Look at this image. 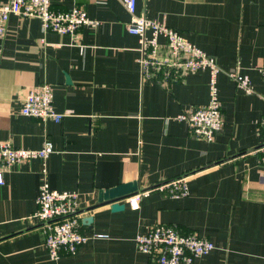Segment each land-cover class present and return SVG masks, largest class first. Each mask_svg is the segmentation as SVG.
Returning <instances> with one entry per match:
<instances>
[{
    "label": "crops",
    "instance_id": "1",
    "mask_svg": "<svg viewBox=\"0 0 264 264\" xmlns=\"http://www.w3.org/2000/svg\"><path fill=\"white\" fill-rule=\"evenodd\" d=\"M50 1L54 8L80 7L98 25L72 36L44 34L38 19L11 16L0 39V141L23 149H39L44 141L52 146L45 159L4 173L0 264H157L135 242L156 224L213 243L194 264H264V169L256 152L264 142L258 71L264 0H137L139 13L177 31L220 68L224 125L210 143L194 139L176 119L189 106L207 105V70L167 87L144 80L121 0ZM233 71L248 79L251 94L227 76ZM42 83L52 86L60 123L21 114L27 89ZM180 177L186 178L185 197L155 189ZM43 182L77 195L88 239L73 255L53 260L43 245L34 217ZM129 182L138 187L135 203L129 199L137 194L119 201L121 210L98 204L100 191Z\"/></svg>",
    "mask_w": 264,
    "mask_h": 264
},
{
    "label": "built area",
    "instance_id": "2",
    "mask_svg": "<svg viewBox=\"0 0 264 264\" xmlns=\"http://www.w3.org/2000/svg\"><path fill=\"white\" fill-rule=\"evenodd\" d=\"M121 4L130 15L126 30L137 38L142 79L167 87L172 83L183 82L187 75L201 70L208 71L210 98L207 105L189 106L176 119L187 125L194 139L212 142L224 125L217 94V76L221 70L214 58L186 41L164 23L149 18L143 12L139 13L137 0H121ZM11 16L38 19L44 34L72 36L83 26L93 28L98 25V21L90 19L80 7L54 8L50 0H7L0 1V39L5 37ZM258 71L264 82V65ZM227 76L237 88L247 94L253 92L248 79L236 71L227 72ZM20 111L22 115L40 121L60 123L63 118L53 107V89L48 83L28 88ZM259 127L264 129V116L259 121ZM51 152L49 141H44L39 149L16 148L10 142L0 141V185L4 183V173L12 166L35 158L45 159ZM256 152L259 154V166L264 169V145ZM155 189L172 197L188 195L184 177L160 184ZM142 193L147 194L148 191ZM138 199L139 194L129 200L135 203ZM36 203L34 217L40 223L44 235L43 245L49 257L55 260L62 255L75 254L88 239L80 224L76 193L51 190L43 182ZM135 242L137 250L148 255L157 264H194L198 257L206 255L214 248L211 241L198 233L183 232L175 226L163 224L152 226L146 234L138 235Z\"/></svg>",
    "mask_w": 264,
    "mask_h": 264
},
{
    "label": "water",
    "instance_id": "3",
    "mask_svg": "<svg viewBox=\"0 0 264 264\" xmlns=\"http://www.w3.org/2000/svg\"><path fill=\"white\" fill-rule=\"evenodd\" d=\"M262 145H264V143L256 147V149H258ZM138 192L139 191L136 182L124 183L112 189L100 191L98 194L97 202L98 204H102L104 202L106 204H110L111 210L117 211L124 208L123 205L119 204V201L135 195ZM93 208L94 207L89 208V210Z\"/></svg>",
    "mask_w": 264,
    "mask_h": 264
},
{
    "label": "trees",
    "instance_id": "4",
    "mask_svg": "<svg viewBox=\"0 0 264 264\" xmlns=\"http://www.w3.org/2000/svg\"><path fill=\"white\" fill-rule=\"evenodd\" d=\"M263 134V133H262Z\"/></svg>",
    "mask_w": 264,
    "mask_h": 264
}]
</instances>
